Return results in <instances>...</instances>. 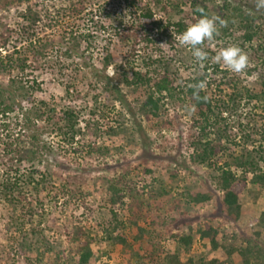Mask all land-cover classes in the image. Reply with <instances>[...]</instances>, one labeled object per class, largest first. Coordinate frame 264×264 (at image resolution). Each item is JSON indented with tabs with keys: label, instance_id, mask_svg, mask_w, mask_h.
<instances>
[{
	"label": "trees",
	"instance_id": "trees-1",
	"mask_svg": "<svg viewBox=\"0 0 264 264\" xmlns=\"http://www.w3.org/2000/svg\"><path fill=\"white\" fill-rule=\"evenodd\" d=\"M16 1L28 3L20 14L22 24L18 28L6 27L0 33V45L6 46L10 41L15 44L11 51L0 53V73L18 72L16 77L10 78L9 84H0V118H8L0 121V133L2 129L6 130L4 139L0 136V216L6 217L5 231L10 234L8 238L25 264H43L47 255L53 258L45 264H103L99 263L100 258L118 247L128 254V264H225L235 253L240 258L238 264H264V250L260 246L256 245L254 249L249 244L227 247L219 242L217 229L209 224L198 229L199 235L209 239L212 251L223 248L227 261L205 255L181 257V252L186 254L193 244L191 229L186 233L170 234L173 249L160 246L148 223L151 226L158 224V214L167 208L171 185L175 184L177 174L176 170L169 169V165L172 162L178 164L176 155L165 152L163 145L161 152L155 153L147 148L149 143L145 141L137 164L132 166L126 160L121 172L92 177L91 171L95 172L98 167L86 168L80 165L81 159L94 153L107 156L112 148L119 149L117 145L107 147L97 143V137L106 132L112 138L117 136L121 141L126 140L130 130L127 120L118 121L116 126L103 122V110L97 106V96L90 98L91 90H85V93L72 78L65 83V97L52 95L47 100L42 94L36 96V92L42 91L43 80L35 75L36 71L51 69L57 75L62 74L65 60L74 54L82 60L74 70L91 66L94 74L105 80L103 93H114L126 114L135 118L134 108L120 86L130 87L142 98L138 111L152 128L165 124L180 128L187 124L185 148L190 160L215 172L217 187L222 192L221 203L236 219L240 210L239 196L248 185L264 188V145L255 146L257 142L252 141V149L243 146V152L235 155L234 146L239 144L237 135L231 131L228 135L226 127L221 128L222 122H226L240 106H247L253 100L264 102V11H256L254 0H235L232 6L231 0H222L221 5H217L218 0H114L112 4L101 0L96 8L88 11V18L86 16L94 29L85 31L71 25L56 34L45 30L49 26L53 28V23L58 21L55 12L34 10L29 6L30 0ZM79 2L74 4L73 0H67V5H62L57 12L61 11L62 16L72 21L84 20L85 8ZM197 7L203 8L209 17L227 23L226 26L218 23L219 35L202 46L209 59L203 66L195 62L192 68L189 65L195 59L187 48L178 44L175 36L185 29L194 15H200L195 12ZM218 7L223 11L217 10ZM40 21L42 24L37 26ZM105 34L109 37H104ZM95 36L106 41L102 47L105 54L98 57L100 67L91 62L89 52L93 47L88 39ZM81 40L84 47L80 52ZM115 40L123 47H129L128 56L132 59L125 56L124 61L112 64L118 50L112 45ZM18 42L22 44L20 47L16 45ZM221 42L235 43L248 54L249 66L243 73L234 74L211 61L214 49ZM165 43L167 47L161 46ZM48 48H53L56 54L47 57ZM85 52H89L88 55H84ZM138 56L142 58L141 67L135 65ZM109 65H113V76L106 74ZM242 74H255L254 86L249 87ZM200 81H206L207 86L200 92L201 99L196 101L194 90L188 85ZM96 85L89 82L87 86L93 88ZM94 91L100 94L97 89ZM4 98L9 99L7 103ZM19 98L27 100V104L20 105ZM81 98L82 107L71 104ZM169 102L182 104L189 116L187 123H180L175 116L161 117ZM192 104L196 106L195 112L188 111L187 106ZM16 106L20 112L13 118L10 114ZM260 117L259 135L264 140V113ZM15 126L19 128L14 134ZM136 126V130L145 136L140 124ZM45 133L57 137L55 146L44 137ZM248 136L240 137L249 141ZM228 138H231L232 146L226 143ZM175 148L177 153L180 152L179 147ZM57 150L68 157L66 162L54 159ZM225 152L229 159L218 165V157ZM44 160L49 162L41 168ZM87 177L93 178L92 192L100 196L99 202L106 210V214L94 215L95 227L87 225L88 221L82 218L87 211L92 216L97 206L95 199L91 202L85 199L92 195V192L82 190ZM182 195L186 206L203 203L211 197L195 184H186ZM60 198H63L61 202ZM45 199H52L53 204L46 205ZM79 204L83 214L78 216ZM257 226L264 230V209L257 219ZM53 230L64 236L72 253L65 261H62L65 251L60 249L59 241L54 235L49 236L48 232ZM7 257L14 260L10 253L1 258ZM133 259L134 263L131 262Z\"/></svg>",
	"mask_w": 264,
	"mask_h": 264
},
{
	"label": "rangeland",
	"instance_id": "rangeland-1",
	"mask_svg": "<svg viewBox=\"0 0 264 264\" xmlns=\"http://www.w3.org/2000/svg\"><path fill=\"white\" fill-rule=\"evenodd\" d=\"M74 4H77L80 0H73ZM82 1V3H81ZM79 3L83 6L85 14V19H79L72 21L70 18L62 16L61 11L57 12L59 8L63 5H67V0H30L29 6L31 8L38 11H45L50 10L51 13L55 12L57 15L58 21L53 23V28L50 26L45 29L49 34H56L64 29H68L73 25L74 29L77 27H81L82 30L85 29L91 30L92 23L88 24L86 16L88 18L89 14L88 11L96 8L101 0H81ZM109 4H112L114 0H107ZM171 1V0H166ZM165 2V0H164ZM217 5H221L223 3L222 0L217 1ZM231 6L235 3V0H231ZM28 3L26 4H18L16 0H0V33L5 31L6 27L11 28H18L22 24V18L20 16L21 13L24 12ZM221 9L218 7L217 10ZM220 11H223L222 9ZM225 13L228 11L225 9ZM82 14V15H83ZM159 15V14H158ZM162 15V14H161ZM85 21V22H84ZM42 21L37 23V26H40ZM83 25V26H82ZM86 33V32H83ZM6 34H4L5 36ZM52 37V36H51ZM104 37H109L108 34H105ZM1 40V37H0ZM91 42L92 49L89 51L92 56L91 62H93L96 67H100V61L98 59L99 56H103L105 52L102 50V47L106 44L105 39H99L97 36L94 38L88 39ZM81 47L79 51L81 52L84 47V42L81 40ZM114 43V44H113ZM112 45H115L117 52L113 56V62L119 63L120 61L125 60V56L132 59V56H128L129 54V47H123L118 43V40L113 41ZM15 44L13 41H10L8 45H0V53H5L11 51ZM20 47L19 42L16 44ZM216 47V46H215ZM89 52H85L84 55H88ZM145 55L143 52H141ZM55 50L53 48H48L46 53L47 57L51 55H55ZM73 55V56H72ZM69 59L65 60L64 70H62V74L58 75L51 70L47 71H36L35 75L43 80L41 85L42 91L36 92V96H40L41 94L45 97V99L50 100L52 95L56 96H64L65 93V83H67L71 78L73 79V83L81 88L82 91L91 90L89 97L96 95L97 96V106L103 110V122H108L112 126H116L118 121L127 120L126 124L130 129L128 131V137L126 140L121 141L117 136L110 137L108 134L103 133L97 137V143L104 144L107 147H111V144L117 145L120 147L114 149L112 148L109 155H101L98 153H94L92 156L86 157L85 159L82 158L80 161V165L86 166V168L91 167H98V169L94 172L91 171V176L103 175V176H111L114 173L121 172L123 170L122 164L127 160L130 165L134 166L137 164L140 159L138 158L139 155L142 153L144 149V142L147 141L149 146L147 147L149 150H152L155 153H160L161 148L160 146L163 145L165 152H170L176 155V159L178 164L171 163L169 165V169L171 171L176 170V182L175 184L171 185V194L168 202L166 203V210L161 211L159 215V223L155 226H151L148 222V227L153 229L154 231V239L157 241L160 246L164 247L165 249H173L174 242L172 241L170 234L171 233H186L190 229L194 234L193 244L188 252L184 254L181 252V257H189V256H199L205 255L207 258L216 257L220 261H227V255L223 248H219L215 251L210 249V242L208 238H201L198 232V229L203 228L205 225L209 224L212 225L214 228L217 229V239L221 244L226 245L227 247H244L245 245L249 244L253 249L256 245L260 246L264 250V230L257 226V219L264 209L263 207V195H264V188H259L252 184H249L247 189L241 193L239 196L240 202V210L239 216L235 219L233 215H229L226 211L225 205L221 203L222 199V192L217 187V181L215 179V172L206 166H198L197 164L193 163L188 155V150L185 148L187 143V135H188V128L187 124L181 125L180 128L169 127L167 124L163 125L162 127H158L156 129L152 128L151 125L145 121L143 116L138 111V105L141 102L142 98L137 97V94L132 92L130 87L120 86L122 89V93L126 96L127 101L130 103V106L134 108L135 111V118L131 117L130 115L126 114L122 105L115 99L114 93L110 92L108 95L103 93V87L105 85V80L103 78H98L95 75V71L91 66H80L79 70H74V66L76 64L79 67V62L82 61L77 56L72 54ZM142 55V56H143ZM135 65L141 67L143 64L142 58L140 56L136 57ZM194 59V57H193ZM191 60L189 64L192 62ZM188 62L184 65L187 66ZM194 60L189 66L194 68ZM113 65H109L105 71L106 74L109 76H113L114 68ZM188 66V67H189ZM187 69V68H185ZM18 72L12 71L11 74L7 73H0V84L7 85L9 84V80L11 77H16ZM74 76V77H73ZM242 77L245 79L244 81L249 85V87L254 86V81L256 79V75H249L246 76L242 74ZM55 79V80H52ZM99 79V80H98ZM116 82V79H114ZM93 83V85L97 84L93 88L89 85V82ZM98 81V83H97ZM117 83V82H116ZM95 89L98 90L100 94H95ZM86 93V91H85ZM7 97V91L5 92ZM116 95V94H115ZM65 97V96H64ZM16 98H18L16 96ZM89 98V99H90ZM5 99V98H4ZM20 99V98H19ZM9 99H5L7 103ZM83 98L75 100L71 102L73 106L82 107L84 104L82 103ZM20 105H26L27 100L20 99ZM264 102H256L252 101L247 106H240V108L226 120V122H222L221 128L223 129L226 127V133L229 135V132L232 134L237 135V146L235 147V155H239L243 152V146H247L248 149H252L253 142L255 141L254 145H264V140H262L261 136L259 135V130L261 129L262 121H261V114L264 113L263 105ZM165 109L163 110V119L166 116L169 117H176L180 123H187L189 120V116L187 112L182 108L181 103L173 104V103H166ZM20 108L15 107L14 111L10 114L11 117H17L19 115ZM83 114L85 115L84 111ZM165 114V115H164ZM174 117V118H175ZM160 118V119H162ZM1 122L3 120L7 121L8 118H0ZM10 119L9 121H11ZM157 121V120H155ZM14 122V120H13ZM140 124L142 130L144 131L145 136H143V132L136 130L135 126ZM14 126V125H12ZM134 126V128H133ZM137 127V126H136ZM18 128L16 127L13 129V133L18 132ZM104 129V127H103ZM141 130V131H142ZM6 130L2 129L0 136L5 137ZM250 135L249 141H244L242 137ZM44 137L48 140L53 142L55 146L57 142V137L50 135L49 133H45ZM212 137V136H211ZM228 138L226 143L232 146V142ZM248 139V138H246ZM252 139V140H250ZM258 139V140H256ZM150 140V141H149ZM105 146V147H106ZM180 148V152H176V148ZM233 147V148H234ZM146 148V147H145ZM177 153V154H176ZM54 159L61 160L66 162L68 157H65L62 152L57 150L55 153ZM229 154L227 152L220 154L218 157L219 164H223L227 161ZM69 158H71L69 156ZM49 161H43L41 168L46 166ZM69 163V162H67ZM151 164V162H147ZM166 164V163H165ZM53 165V164H51ZM73 167H75L74 162H72ZM58 171L59 169L56 168ZM92 177H87L86 182L82 185V190L86 192H92ZM186 184H195V186H199L201 191L207 192L210 194V199L203 202V203H194L186 206L184 196L182 192L184 191V186ZM100 196L96 192H92V195L85 196L86 201L91 202V200L97 201V206L94 207V214L88 215V211L84 216L83 219L88 221L87 225H93L95 227V220L93 219L94 215H103L106 214V210L103 208V204L101 201L99 202ZM63 198H60L59 201L61 202ZM52 199H45L46 205H52ZM78 203V200H75ZM59 202V203H60ZM176 202V203H175ZM47 206V207H48ZM79 209L76 212V215H81L82 208L79 204ZM56 214V213H55ZM54 214V215H55ZM77 216V217H78ZM6 217L0 216V264H25L22 256L16 253V247L14 244L10 242V234L5 231L3 223L5 222ZM146 223V224H147ZM259 232L260 234L257 235L256 233ZM49 236L54 235L60 243V249H64L65 255L62 258V261H65L68 256H71L72 253L69 251L68 245L65 241L64 236L58 234L55 230L48 232ZM3 248H2V246ZM8 253L14 257V260H9L8 257L2 260V256L6 257ZM45 260L43 264L49 263V261L53 258L52 255L45 256ZM128 254H125L119 247L108 255H104L100 258L99 263L103 264H128ZM134 263V259L131 261ZM238 264L240 263L239 256L235 253L230 257V261L226 262L225 264ZM65 264V263H64Z\"/></svg>",
	"mask_w": 264,
	"mask_h": 264
},
{
	"label": "clouds",
	"instance_id": "clouds-1",
	"mask_svg": "<svg viewBox=\"0 0 264 264\" xmlns=\"http://www.w3.org/2000/svg\"><path fill=\"white\" fill-rule=\"evenodd\" d=\"M254 4L256 11H264V0H254ZM195 12L200 13V15H194L185 29L175 36V40L180 46L187 48L195 61L203 66L204 61L209 59V55L202 46L205 45V42L211 43L219 35L218 23L221 26H226L227 22L219 20L217 17H209L200 7H197ZM167 45V43L161 44L163 47H167ZM214 51L215 54L211 57V61L234 74L243 73L249 66L248 54L235 43L221 42ZM206 86V81L188 85L194 90V100L199 101L201 99L200 92L206 89ZM187 108L190 112L196 110L195 104L189 105Z\"/></svg>",
	"mask_w": 264,
	"mask_h": 264
}]
</instances>
